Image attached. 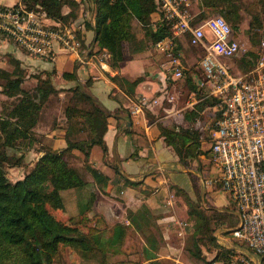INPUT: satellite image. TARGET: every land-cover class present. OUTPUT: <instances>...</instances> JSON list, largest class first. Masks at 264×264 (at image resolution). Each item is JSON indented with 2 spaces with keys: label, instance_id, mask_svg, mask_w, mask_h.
Returning a JSON list of instances; mask_svg holds the SVG:
<instances>
[{
  "label": "crops",
  "instance_id": "1",
  "mask_svg": "<svg viewBox=\"0 0 264 264\" xmlns=\"http://www.w3.org/2000/svg\"><path fill=\"white\" fill-rule=\"evenodd\" d=\"M76 1L80 3L81 10L83 5L87 6L84 0ZM195 3L191 0L192 11ZM16 5L24 4L22 0H0L1 7ZM89 6L94 8L91 2ZM64 12L68 13L69 8L66 7ZM91 13L94 15L93 22H90L92 27L80 26L83 48L79 53L56 45L50 57L42 58L0 36V68L9 72L18 67L24 70L23 87L29 88L25 86L27 83L35 86L38 75L46 78L47 73L52 72L53 84L57 88L71 89L83 84L95 102L108 113L104 134L106 149L94 145L89 156L78 149L66 153V159L79 170L86 185L63 190V204L54 208V213L83 232L97 229L102 239L112 237L117 224L127 225L124 242L117 248L118 253L113 250L108 252L106 262L98 260L95 253L84 255L72 246L62 245L53 264H150L155 260L163 264L217 262L206 263L222 247H233L221 243V240L227 242L232 239L237 244L230 232L226 235L222 232L226 228H235L239 217L232 208L233 201L226 203L231 196L217 181L220 172L210 157L208 132L216 120L217 105L197 107L200 101L210 96L196 85V79L201 76L195 72L196 67H192L195 55L189 54L187 49L192 45L187 37L175 39L184 50L182 61L185 71H188L196 89L188 84L186 77L176 82L166 81L167 57L155 48V43L147 36L131 37L125 44V60L115 67L110 53L100 49L96 42V13ZM196 13L200 10L197 9ZM80 16L75 22H81ZM161 16V11L151 14L149 26L154 31L162 25ZM45 20L47 24L56 23L46 17ZM246 26L249 24L246 23ZM238 30L237 27L233 36L239 40ZM80 57H84V62H80ZM66 72H75L76 78L64 77ZM163 88L167 90L162 105L145 108L136 116L131 113L132 106L140 97L158 95ZM1 90L2 86L0 95L5 98ZM68 94V90L58 93L61 105L56 114L49 107L39 111L37 124L32 130L37 139L35 146L28 150H15L18 158L22 157L21 164L11 169L10 177L18 176L15 181L24 178L46 149L61 151L67 147L69 105L65 100ZM171 94L176 96L172 102L168 99ZM73 109L91 112L93 105L89 101H78ZM183 128L197 131L188 135L192 156L185 157L186 161H182L173 146L168 144L165 135L170 129L178 132ZM198 134L200 141L197 147L194 141L198 139ZM136 135H141L143 139L138 140ZM144 143L148 144L142 145ZM91 169L97 170L101 177H95ZM190 204L197 205L209 215L215 211L229 213L226 228L214 233L220 247L208 251L201 245V259L189 251L194 236ZM64 249H69V254L60 258ZM251 256L256 259L253 254Z\"/></svg>",
  "mask_w": 264,
  "mask_h": 264
},
{
  "label": "trees",
  "instance_id": "2",
  "mask_svg": "<svg viewBox=\"0 0 264 264\" xmlns=\"http://www.w3.org/2000/svg\"><path fill=\"white\" fill-rule=\"evenodd\" d=\"M84 1L87 8L96 13L94 25L96 42L100 49L110 53L115 67L125 60V44L131 37L143 35L155 43L171 35L170 25H160L155 31L149 26L151 14L160 11L158 0ZM195 1L201 15L197 21L217 13L216 16L223 17L233 32L237 29L241 19L237 0ZM22 2L28 9L42 13L46 19L55 20L57 25H71L81 13L80 3L76 0H22ZM90 2L94 5L93 9L89 6ZM66 7L69 8L68 13L64 12ZM250 25L251 29L255 27L252 21ZM85 27H92L90 21H86ZM257 27L261 25L257 23ZM250 36L253 37V33H250ZM238 58L241 64L236 69L231 66V71L235 74H244L254 69L258 56L255 51L249 50ZM199 70V76H202L201 67ZM52 74V72L47 73L46 78L38 75L37 84L25 88L23 87L26 76L24 70L18 67L17 70L9 72L0 68V86L3 87L1 91L12 99L0 110V264H53L62 245L72 246L84 255L95 253L98 260L106 262L108 252L111 250L114 253L119 252L117 248L123 244L128 229L127 225L117 224L113 236L102 239L97 229L83 232L72 223L62 221L54 213V208L63 204L61 194L63 190L86 185L79 170L66 159V153L78 149L89 156L94 145H101L106 149L104 134L107 129L108 113L85 90V85L78 84L71 89H59L53 84ZM63 76L76 78L75 72H66ZM86 84L88 86V82ZM66 90L73 92L74 98L78 100L91 102L93 110L77 113L73 107H69L66 127L67 147L61 151L46 149L24 178L12 181L5 164L9 158L7 150H28L35 146L37 139L32 134V130L37 124L39 111L52 94ZM218 103L217 98L208 97L200 101L197 107L203 108ZM76 116L82 120L75 124ZM215 116L216 118L220 116L219 108ZM86 130L87 138L74 137L75 133ZM196 133L197 131L183 128L178 132L170 129L165 134L168 144L173 146L182 157V161H186L185 157L192 156L189 153L188 135ZM136 136L138 140L143 139L141 135ZM199 141L200 135L194 141L197 147ZM21 158L17 159L22 160ZM91 171L95 177H101L97 170L91 169ZM232 208L236 210L233 202ZM189 214L194 221V236L189 251L194 257L201 259V245H204L208 251L220 247L214 233L226 228L229 213L215 211L209 215L197 205L190 204ZM229 232L231 230L226 228L222 233L226 235ZM234 252L231 247H222L214 258L206 263L225 261L228 255ZM150 264L163 263L155 260Z\"/></svg>",
  "mask_w": 264,
  "mask_h": 264
},
{
  "label": "built area",
  "instance_id": "3",
  "mask_svg": "<svg viewBox=\"0 0 264 264\" xmlns=\"http://www.w3.org/2000/svg\"><path fill=\"white\" fill-rule=\"evenodd\" d=\"M158 1L161 23L171 29L170 36L155 42V48L168 60L166 81L176 82L185 77L183 51L175 41L177 37H187L190 45L204 51L199 61L202 76L195 82L207 96L219 100L220 116L208 136L210 157L220 172L217 181L230 194L239 217L230 234L238 243L247 244L259 258L248 257L238 247H231L234 253L225 261L212 264H264V37L260 40L263 52L254 69L244 74L232 73L226 60L244 49L223 17L197 21L190 8L191 0ZM81 11L80 23L57 25L47 24L44 15L25 5L0 6V36L42 58L50 57L56 45L79 53L83 48L80 26L94 19L87 6L83 5ZM166 90L163 88L152 97H140L131 113L136 116L145 108L162 105ZM168 99L172 102L176 96L168 95Z\"/></svg>",
  "mask_w": 264,
  "mask_h": 264
},
{
  "label": "rangeland",
  "instance_id": "4",
  "mask_svg": "<svg viewBox=\"0 0 264 264\" xmlns=\"http://www.w3.org/2000/svg\"><path fill=\"white\" fill-rule=\"evenodd\" d=\"M237 3L240 5V10H239V14L241 16L240 22L238 24V28L239 30L237 31V33L239 34V40L241 45L243 46L244 51L239 53L238 57L241 56V54L246 53L249 50H253L257 53V56H259L260 53H262L263 51L259 48V42L261 40L262 37H264V0H237ZM192 11L195 15H196V19L199 18V16H201L199 13H196L197 11V6L194 5ZM92 11V10H91ZM217 13L212 14L211 16L208 17H212V16H216ZM208 17H204V18H208ZM202 17V19H204ZM79 19V18H78ZM251 21L254 23L255 27H252L251 29ZM243 22V24H242ZM246 23L249 24V26H246ZM259 23L261 25V27H257L256 28V24ZM236 31V30H235ZM250 33H253V37L250 36ZM189 50V54L190 53H194L195 55V59L193 60L194 65H192V67H196L195 72L198 73V75L200 74V70L198 67V61H200V56L203 55V49L201 47H188L187 48ZM183 54H184V50L182 49ZM238 57H235L233 59H227V63L229 65H231L234 69H236V67H238V65L241 64L240 61H238ZM240 62V63H239ZM193 64V63H192ZM187 78V82L188 84L194 88V84H192V80L190 78V76H188V71L186 70V76ZM190 79V80H189ZM26 87H33L31 84L27 83L25 85ZM69 96V97H68ZM67 96V100L66 101V105H69V107H74V105H77L78 100L76 98H74L73 92H70V94H68ZM0 95V110L3 107V105L5 103H9L10 101H12V99L5 97ZM81 102H85V101H81ZM61 105V98L59 97L58 93H55L51 98H49V100L44 104L43 106V111L45 109V107H49V110H54V114L57 113V108ZM68 112V110H67ZM77 113H80L79 111L76 110ZM50 115V113H49ZM75 124L78 121H81L82 119L79 116H76L75 118ZM74 123V122H73ZM76 126V125H75ZM79 125H77L76 128H78ZM76 139H82V138H87V130L82 132V133H75ZM9 153V158L6 161V167H8V172H9V177H10V173H11V169L15 168V166L13 164L17 163V164H21V160L17 159L18 158V154H15V150L13 149H8L7 150ZM20 160V161H19ZM12 177V179H11ZM10 177V179L12 181H15L14 179H16L18 176L16 175H12ZM233 200L232 198H228L227 199V204L231 203ZM236 211V210H235ZM221 243H225L226 245H233L234 248L238 247L237 249L241 250L244 252L245 255H247L248 257H251V255L253 254L256 258H258V256L254 253H252L250 250V248L248 247L247 244L244 243H238L237 242V246L235 245V242L232 241V239H229L227 242L226 240H221ZM69 254V249H64L62 251L61 256H59L60 258H62V256L64 257L65 255ZM259 259V258H258ZM62 264V263H60Z\"/></svg>",
  "mask_w": 264,
  "mask_h": 264
}]
</instances>
